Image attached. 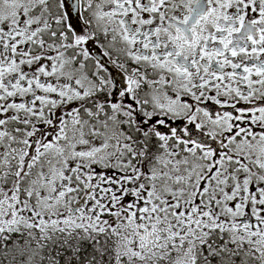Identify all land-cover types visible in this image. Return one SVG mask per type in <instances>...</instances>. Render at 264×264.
I'll return each instance as SVG.
<instances>
[{"label":"snow or ice","instance_id":"snow-or-ice-1","mask_svg":"<svg viewBox=\"0 0 264 264\" xmlns=\"http://www.w3.org/2000/svg\"><path fill=\"white\" fill-rule=\"evenodd\" d=\"M0 264H264V0H0Z\"/></svg>","mask_w":264,"mask_h":264}]
</instances>
